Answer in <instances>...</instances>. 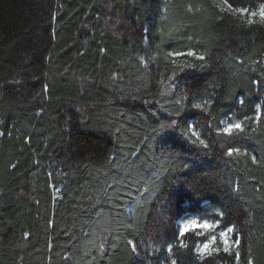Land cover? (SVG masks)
Wrapping results in <instances>:
<instances>
[{"label":"trees","instance_id":"16d2710c","mask_svg":"<svg viewBox=\"0 0 264 264\" xmlns=\"http://www.w3.org/2000/svg\"><path fill=\"white\" fill-rule=\"evenodd\" d=\"M247 18L0 0V264H264V23ZM213 211L240 244L199 257L177 222Z\"/></svg>","mask_w":264,"mask_h":264},{"label":"snow or ice","instance_id":"6c2138e0","mask_svg":"<svg viewBox=\"0 0 264 264\" xmlns=\"http://www.w3.org/2000/svg\"><path fill=\"white\" fill-rule=\"evenodd\" d=\"M223 4L233 14H237V15H240L242 17L243 16L248 17L245 20V23H248V24L253 23L254 21L252 20V17H256V16H259L260 22L264 23V4L260 5V7L257 11H251L250 9L243 8V7H240V8L233 7V5L228 2V0H223ZM187 55L188 56H194L195 53L190 51L187 53ZM198 58L201 60L204 59L203 56H200ZM192 107H194L196 109H203L204 105L201 103H196V104H193ZM177 114L179 115V113H177ZM172 126L173 125H161L160 131H162L166 127H172ZM195 127H196V125H194V124L189 126V131L191 132V135L193 137H196L199 140L200 145L207 147V145L205 144V141L203 139L199 138V134L195 131ZM234 130L235 131H242V125L240 123L229 124L227 127L222 129V132L225 134H232ZM234 151H237V150L230 148L228 155H232ZM219 215L221 218L223 217L222 212L219 213ZM196 227H199L202 230H214L215 228L219 227V221H216L215 223H209L206 220L199 222V221L194 220V219H187L179 226L178 237L183 238L185 236L186 232L195 231ZM229 233H233V234L235 233L234 226H227L226 225L225 228L218 233V237L224 245V251L225 252H228L230 250V241L232 244H235V245L240 244V240L236 239L234 235H233V237H229ZM218 237H217V235H212L211 239L208 242L204 243L201 247L198 248V251L203 253V254H209V255L213 251H218L219 250L218 248L213 247V245L216 244ZM129 244L132 246V251L134 252L136 250L135 244H133L132 241H129ZM169 251H171V249H169ZM172 264H176V261L173 260ZM249 264H251V261L249 262Z\"/></svg>","mask_w":264,"mask_h":264},{"label":"rangeland","instance_id":"374dc122","mask_svg":"<svg viewBox=\"0 0 264 264\" xmlns=\"http://www.w3.org/2000/svg\"><path fill=\"white\" fill-rule=\"evenodd\" d=\"M212 1H213L216 5H218L223 11H225V12H227V13H231V14H233V13L230 12V11L226 8V6L223 4V0H212ZM258 9H259V8H258ZM258 9H257V10H258ZM257 10H255V11H257ZM233 15H237V14H233ZM256 17H257V18H260L259 16H256ZM252 18H253V17H252ZM229 124H234V123H226V122H224V123L222 124L223 129H224L225 127H227ZM217 216H218L217 211L209 212L207 216L202 217V218L197 217V216H190V215H189V216H186V217H184V218L178 220V222H177V233L179 232V226H180L185 220H187V219H194V220H197V221H199V222H202V221H205V220H206V221L209 222V223H215L216 221H219ZM223 229H224V228L221 227L220 222H219V227L215 228L214 230H202V229H200L199 227H196V228H195V231H188V232H186V233H191V234H193V235H195V236H202V235L205 236V240L202 241L201 243L197 244L196 247H195V253H196L199 257H203V256H205V255H209V254H203V253L199 252V251H198V248L201 247L204 243L208 242V241L211 239V236H212V235H217V237H218V233H219L221 230H223ZM231 235H232V233H229V237H232ZM234 246H235V244H232L231 241H230V249H232ZM213 247H216V248H218V249H224V245H223V243L220 241L219 237L217 238L216 244L213 245ZM213 252H215V251H213ZM213 252H211V253H213Z\"/></svg>","mask_w":264,"mask_h":264}]
</instances>
